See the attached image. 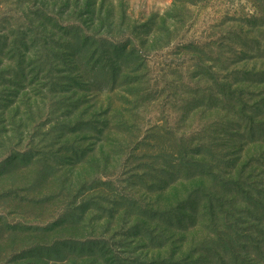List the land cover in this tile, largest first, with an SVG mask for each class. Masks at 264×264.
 Segmentation results:
<instances>
[{
  "label": "rangeland",
  "instance_id": "374dc122",
  "mask_svg": "<svg viewBox=\"0 0 264 264\" xmlns=\"http://www.w3.org/2000/svg\"><path fill=\"white\" fill-rule=\"evenodd\" d=\"M0 264H264V0H0Z\"/></svg>",
  "mask_w": 264,
  "mask_h": 264
}]
</instances>
